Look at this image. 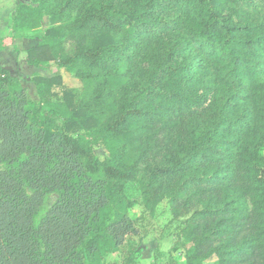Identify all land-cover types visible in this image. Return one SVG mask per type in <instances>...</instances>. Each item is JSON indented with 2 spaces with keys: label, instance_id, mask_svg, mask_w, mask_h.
<instances>
[{
  "label": "trees",
  "instance_id": "trees-1",
  "mask_svg": "<svg viewBox=\"0 0 264 264\" xmlns=\"http://www.w3.org/2000/svg\"><path fill=\"white\" fill-rule=\"evenodd\" d=\"M44 18L38 101L0 68V264H112L136 181L191 213L185 264H264V0H28L11 31Z\"/></svg>",
  "mask_w": 264,
  "mask_h": 264
},
{
  "label": "rangeland",
  "instance_id": "rangeland-1",
  "mask_svg": "<svg viewBox=\"0 0 264 264\" xmlns=\"http://www.w3.org/2000/svg\"><path fill=\"white\" fill-rule=\"evenodd\" d=\"M27 1H7L4 9L5 14L3 12L1 16L8 23L7 17L10 16L8 12L13 4L17 5ZM2 6L0 1V9ZM42 21L44 27L38 30L39 33L47 28V18ZM1 34L8 35L7 30H0V36ZM28 70L34 71L31 68ZM58 73L62 75L66 87L74 90L83 88L73 73L68 74L62 70ZM25 75L22 86L27 93L29 103L33 104L38 101V94L34 84L29 79L31 74ZM96 153L102 155V150H96ZM125 197L130 204L127 215L133 223L135 234L132 236L129 245H124L119 251H105L102 254V259L112 264H126L127 260V264H185V253L191 244L182 236L181 231L190 222L191 213L174 215L166 199L154 208H149L143 202L142 189L137 181L128 185ZM56 199V195H51L49 205L53 204Z\"/></svg>",
  "mask_w": 264,
  "mask_h": 264
},
{
  "label": "crops",
  "instance_id": "crops-1",
  "mask_svg": "<svg viewBox=\"0 0 264 264\" xmlns=\"http://www.w3.org/2000/svg\"><path fill=\"white\" fill-rule=\"evenodd\" d=\"M3 4V6L0 9V30H7V34H1L0 36V68L7 70L11 76L18 79L21 85L24 83V79L26 77L25 74H31V79L33 76L37 75H50L49 71H44L40 68L33 67L29 65L26 61V52L35 47L43 46V45H51L52 43L50 40L43 38V33H39V31L30 32V33H19L14 34L11 31L10 28V22L12 19V13L16 8V4L14 3L12 8L8 13H10V16L8 15L7 19L9 22L7 23L5 21V18H3L1 15L4 12L5 14V3L7 1L12 0H0ZM42 27L43 21H42ZM42 29V28H41ZM29 68L33 69L34 71L28 70ZM53 72L56 71V69L53 67Z\"/></svg>",
  "mask_w": 264,
  "mask_h": 264
}]
</instances>
